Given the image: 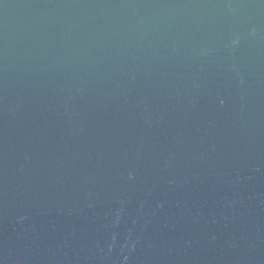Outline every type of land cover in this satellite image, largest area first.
Returning <instances> with one entry per match:
<instances>
[{
    "label": "water",
    "instance_id": "95a60500",
    "mask_svg": "<svg viewBox=\"0 0 264 264\" xmlns=\"http://www.w3.org/2000/svg\"><path fill=\"white\" fill-rule=\"evenodd\" d=\"M0 264H264V0H0Z\"/></svg>",
    "mask_w": 264,
    "mask_h": 264
}]
</instances>
